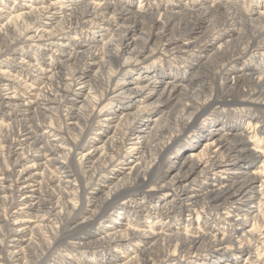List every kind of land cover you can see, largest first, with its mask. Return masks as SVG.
<instances>
[{
	"label": "bare ground",
	"instance_id": "1",
	"mask_svg": "<svg viewBox=\"0 0 264 264\" xmlns=\"http://www.w3.org/2000/svg\"><path fill=\"white\" fill-rule=\"evenodd\" d=\"M177 2L175 10L158 0L137 9L134 0L0 4V264H228L234 251L264 264V165L256 167L264 150L253 151L237 127L264 100V11L234 0ZM236 25L248 29L244 39H225ZM140 27L147 33L135 37ZM33 43L51 58L31 55ZM168 54L180 61L174 74L151 65ZM244 56L252 70L234 73ZM207 66L217 69L215 88ZM231 99L244 106L233 120L220 115ZM212 111L197 131L203 152L187 143L166 160L180 133ZM247 128L258 137L264 121L254 115ZM74 247L94 251L63 254Z\"/></svg>",
	"mask_w": 264,
	"mask_h": 264
},
{
	"label": "rangeland",
	"instance_id": "2",
	"mask_svg": "<svg viewBox=\"0 0 264 264\" xmlns=\"http://www.w3.org/2000/svg\"><path fill=\"white\" fill-rule=\"evenodd\" d=\"M29 1L30 0H4V1H1L0 4L5 5V7H7V10H11V9H16L17 7H20V6L24 7L26 4L29 3ZM140 1L141 0H134V2H135L134 6H136V9L139 7V2ZM158 1H159V3H162L164 5H170V8L173 9V10H175L176 8L179 7L178 6L179 3L177 2V0H158ZM234 2H236V4H239L240 6L242 5L243 6V9H245L246 11L247 10L250 11V10L254 9L255 7H257L258 9L260 8V11H262V12L264 11L262 9V7L264 5V0H234ZM203 27L204 28L200 29L198 32L196 31L195 34H191V40L192 41H195L198 38L204 37V35H206L208 33V31H211V29H212V26H210L209 23L206 24V25H204ZM224 32H225V30H224ZM143 33L145 34L147 32H146L145 29H142V27H140L139 30H138V32H137V34L135 35V37H137L138 35L139 36H142ZM217 33L221 34V32H217ZM247 33H248V29H246V27H243L241 25L240 26L239 25H236L234 27H231V29H230L228 35L225 37V39H227V40L234 39V40L239 41V40L244 39V37L247 35ZM240 35H242V36H240ZM215 36H219V35H215ZM106 37L109 38V37H111V35L108 34ZM106 37L102 40L103 43L106 41V39H108ZM211 42L212 43H215V37H213L211 39L210 43ZM151 46H152V48L154 47L153 49H155V47L157 46L156 45V41H152V45ZM235 46H236V42H235ZM235 46H233V50L239 49L238 47L235 48ZM38 47H39L38 43H33L31 45V48H30V51H29L31 53V55H35L36 54L35 56H38L40 54V55H43L45 59H48L49 60L51 58V55L53 54V50L52 51L51 50H41L39 52L38 51ZM257 49H258V51H260L264 55V46H262V48H260V49L258 47ZM29 52H28V54H30ZM211 52L212 51H210L209 49L204 50V57L206 58L207 56H209ZM160 58L163 61L156 59L157 62H156V60L155 61L153 60L151 62V65H153V64H161V63H159V61L160 62H164L165 63V67L164 68L166 69V72L167 73H170L171 72L172 74H174V73L178 72L177 70H179V69L177 67L180 66L179 65L180 61L177 58H175L171 54L161 55ZM193 63L194 62H192L191 64H193ZM237 64L238 65H236V69H235L234 73H238V74H240V73H250V71L252 70V67L254 65V62L249 57L244 56L243 59L240 60ZM231 66H228V68H230ZM98 71H99V69L97 68L96 69V72H98ZM216 74H217V69H216V67H213V66H209V67L207 66L205 69L202 70V75L205 78V82H207L209 84V86H211L212 88H215V86H216V81H215V75ZM32 84L34 85L35 83L33 82ZM79 86L80 85H78V87ZM79 89L80 88H78V90ZM33 94L35 95V93H33ZM206 94L207 95H210L211 92H208ZM221 99H222L221 101H227L226 98L225 99L224 98H221ZM121 102H122V100L119 99L116 102H114L112 105H114V106H120L121 105L122 106V103ZM255 102H256L255 103V106H252V110L250 111V115L248 117H245V119H243V120H238V123L240 125L239 124L237 125V127L239 129H242L246 133H248V135H249L248 136V139L250 141L249 146H250V148L253 151H255V150H264V146H263L264 145V134H259L258 137H255L256 136V132L254 131V129L247 128L248 123H249L251 117H253L254 115H257L262 121H264V100H257ZM230 103L232 105H225V103H223L222 105H220L221 106V108H220V115H222V117L224 116V117H227L228 119L233 120V118H232V115L233 114H231V111H233L235 109H244V106H240V105L237 106V105H235L233 103L232 99H231V102ZM135 107L137 108L138 106H135ZM213 114H214L213 111L210 112V113H208L205 117H203V118L200 119V121L198 122V124L193 129H191V130H189L187 132H184V133L182 132L183 134L180 133L182 136H181V138H180L177 146L174 148V150L172 152H170V153H168L166 155V160H169L170 157L173 160V157L175 156V153H177V152H178V156H180L182 154V151L184 150L185 145L187 143H190V144L191 143H194V145L196 144V149H195L196 154H200L201 152H203L202 150L204 149L205 140L199 139V133H197V131H198V129H200V128H202V127H204L206 125V123L208 122V119L212 118V115ZM148 118H151V116H149ZM59 131H61L65 135V130L64 129L62 130L61 128H59ZM93 135H94V132H91L90 135L88 136V139H90ZM151 145H152V147H156L157 142H153ZM187 153H189V152H187ZM187 153H186V155H188ZM33 154L35 155L36 152H34ZM183 156H184V154H183ZM172 160H170V161H172ZM251 161H252V159L246 160L243 163L242 166L244 167V170H245V167L248 164L251 163ZM29 164H30V161L29 160H26V162L24 163V167L25 166H28ZM262 165H264V156L260 154V157L258 158V160L256 162V167H259L258 169H260ZM201 169L202 168L199 169V172L201 171ZM229 171H233L234 172V171H236V169L233 168V169H231ZM244 172H246V171H244ZM107 174H106L105 178H107L110 175V174H108V175ZM196 176L197 175L194 174L190 179L195 178ZM121 177H122L121 174H119L118 176H116L115 177L116 178L115 179L116 182L119 181L118 179H120ZM210 177H214L213 176V173L210 175ZM215 180H217V178ZM263 196H264V192H263ZM151 202H152V200L148 201V204L149 203L151 204ZM253 205H255V204L254 203H250V204L247 205L246 208L248 210L254 209V208H250ZM255 208H256V206H255ZM117 212L118 211L112 212L110 215L107 216V218L116 216ZM187 219H188V217H186V215H184V217L182 218V221L179 223L180 226L177 227L180 230V232H182V233H185V229L188 226V220ZM173 220L175 221V217L173 218ZM200 221H202V218L200 219ZM244 225H245L244 227L246 228V230L247 229L249 230V229L252 228V224L251 225L250 224L248 225V224H245V222H244ZM127 227H128V220L125 221V224L122 226V228H127ZM257 234L262 238V240H264V234H262L260 232L257 233ZM0 239H3V238L0 237ZM262 243L264 244V241H262ZM93 251H94V248L82 249V248L74 247V250H71V251L68 250L67 252H63V254H66L67 253L68 255L73 256L74 258H81V257L82 258H84V257L86 258V256L89 255L90 253H93ZM134 253H135L134 251H128V253H125L124 254V258L126 260H128L130 257H132V255H134ZM229 253L230 254L228 255V257L231 258V259L225 260L224 261L225 263H228V264L229 263H231V264H248L249 261L246 258L247 257L246 254L242 255L241 258L237 259L235 256L238 255V252H235L234 251V252H229ZM260 253L263 254L262 257L264 258V248H262V252H260ZM0 262H1V260H0ZM167 263H162V264H167Z\"/></svg>",
	"mask_w": 264,
	"mask_h": 264
}]
</instances>
